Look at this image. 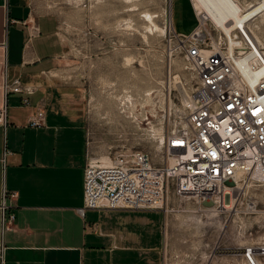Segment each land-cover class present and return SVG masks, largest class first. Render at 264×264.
<instances>
[{
  "label": "crops",
  "instance_id": "0c3cea01",
  "mask_svg": "<svg viewBox=\"0 0 264 264\" xmlns=\"http://www.w3.org/2000/svg\"><path fill=\"white\" fill-rule=\"evenodd\" d=\"M64 52L54 13L34 0H0V106L3 72L8 82L17 78L30 91L7 95V126L0 127L4 264H163L162 211L79 212L87 155L85 88L62 76ZM38 109L44 110V125L27 126ZM4 190V212L14 219L3 231Z\"/></svg>",
  "mask_w": 264,
  "mask_h": 264
},
{
  "label": "built area",
  "instance_id": "2783aa9c",
  "mask_svg": "<svg viewBox=\"0 0 264 264\" xmlns=\"http://www.w3.org/2000/svg\"><path fill=\"white\" fill-rule=\"evenodd\" d=\"M243 1L244 6H252L260 0ZM195 16L197 26L187 35L170 30L183 47L186 68L193 74L195 84L186 90V101L177 88L173 93L177 102L171 103L167 90V113L160 105L164 115L161 113L162 120L156 122L158 157L124 144L108 147L106 155L93 154L86 128L81 214L88 209L161 210L169 189L182 201L194 203L196 211L222 208L226 212L223 226L234 216L238 220L239 214L264 213L257 208L256 200L251 196L245 199L244 193L247 188L264 185V76L259 72L264 49L247 28L226 32L209 20L204 27L196 13ZM4 75L3 72L4 100L0 106L3 131L7 126V95L30 92L19 79L8 82ZM178 83L184 89L188 85L186 81ZM155 91L153 99L163 105L164 86ZM146 97L145 93L144 100ZM127 98L136 103L140 100L131 93ZM21 103L28 104V99L22 97ZM26 124L34 128L44 125V110L38 109ZM6 196L4 190L3 231L14 219L12 213L4 212ZM235 228L238 234L246 229L240 220ZM5 250L1 241L0 264H4ZM240 255L254 264L255 255L264 256V244L242 245ZM162 263L166 264L164 245Z\"/></svg>",
  "mask_w": 264,
  "mask_h": 264
},
{
  "label": "rangeland",
  "instance_id": "374dc122",
  "mask_svg": "<svg viewBox=\"0 0 264 264\" xmlns=\"http://www.w3.org/2000/svg\"><path fill=\"white\" fill-rule=\"evenodd\" d=\"M34 1L59 19V32L65 41L60 71L85 88L84 113L91 152L102 156L108 147L124 144L158 157L156 122L162 120L163 113L148 118L142 104L146 91L163 85L166 99L160 105L166 114L167 90L170 102L176 103V84L188 82L187 91L195 84L186 68L183 47L176 39V35H187L197 26L191 0ZM263 26L251 29L264 49ZM128 93L140 97L141 105L135 106ZM145 118L147 124L151 119L150 126L141 123ZM244 193L245 199L251 196L257 208L264 210V185L247 188ZM159 211L165 217L166 264H246L237 248L264 244V213L239 214L238 220L234 216L223 226L226 212L196 211L194 203L175 197L172 189L166 192ZM239 220L246 227L241 234L235 228ZM255 258L264 264V256Z\"/></svg>",
  "mask_w": 264,
  "mask_h": 264
},
{
  "label": "bare ground",
  "instance_id": "6f19581e",
  "mask_svg": "<svg viewBox=\"0 0 264 264\" xmlns=\"http://www.w3.org/2000/svg\"><path fill=\"white\" fill-rule=\"evenodd\" d=\"M191 3L195 10V13L198 15V18L201 22L200 25L201 26L204 25V27H205L204 24L205 21L209 20L213 23V25L216 28L222 29L226 32H230L234 28L240 27L243 29L247 28L250 33H253L251 31L252 26L259 28L260 25H264V0H260L259 2H257V4H253L252 6H244L243 4H241L239 0H191ZM252 18L255 21L254 20L252 21L251 20ZM168 22L171 27V19H169ZM252 41L253 43H255L256 46V42L254 41V39ZM259 72H263V76H264V63H259ZM176 87L181 92L183 100L184 101L188 100L186 94L187 89L186 88L184 89V87L182 88L181 84L179 83L176 84ZM155 93H156L155 89L146 91L147 97L142 104L146 109L147 112L146 116L148 118H151L153 114L158 115L162 113L161 111L162 108L158 100L153 99L154 97L153 95ZM139 105L141 104L140 103L135 104V106H139ZM145 121L146 118L144 120L142 119L141 123L150 126V122L147 124ZM221 209L219 210L221 211ZM237 249L241 250V247ZM240 254L241 251L240 253H238V255ZM253 261L254 264H261L256 258H253ZM245 262L246 264H249L246 259Z\"/></svg>",
  "mask_w": 264,
  "mask_h": 264
}]
</instances>
